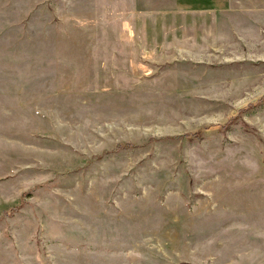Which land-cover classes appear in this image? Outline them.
Listing matches in <instances>:
<instances>
[{"label":"rangeland","instance_id":"374dc122","mask_svg":"<svg viewBox=\"0 0 264 264\" xmlns=\"http://www.w3.org/2000/svg\"><path fill=\"white\" fill-rule=\"evenodd\" d=\"M214 3L0 0V264H264V0Z\"/></svg>","mask_w":264,"mask_h":264},{"label":"crops","instance_id":"0c3cea01","mask_svg":"<svg viewBox=\"0 0 264 264\" xmlns=\"http://www.w3.org/2000/svg\"><path fill=\"white\" fill-rule=\"evenodd\" d=\"M180 5H184L186 10L210 12L216 9L215 0H179ZM185 2V4H182ZM193 4V5H191Z\"/></svg>","mask_w":264,"mask_h":264},{"label":"trees","instance_id":"16d2710c","mask_svg":"<svg viewBox=\"0 0 264 264\" xmlns=\"http://www.w3.org/2000/svg\"><path fill=\"white\" fill-rule=\"evenodd\" d=\"M220 127H222V126H220ZM244 127L247 128V125L244 124ZM190 136H197V133L196 132L194 134L192 133ZM125 146H127V145H125ZM117 147H119V146H117Z\"/></svg>","mask_w":264,"mask_h":264}]
</instances>
